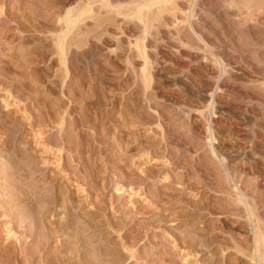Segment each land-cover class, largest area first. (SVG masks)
Instances as JSON below:
<instances>
[{
	"label": "rangeland",
	"instance_id": "1",
	"mask_svg": "<svg viewBox=\"0 0 264 264\" xmlns=\"http://www.w3.org/2000/svg\"><path fill=\"white\" fill-rule=\"evenodd\" d=\"M143 1L0 0V246L30 229L34 264L62 242L86 264H254L264 0Z\"/></svg>",
	"mask_w": 264,
	"mask_h": 264
},
{
	"label": "bare ground",
	"instance_id": "2",
	"mask_svg": "<svg viewBox=\"0 0 264 264\" xmlns=\"http://www.w3.org/2000/svg\"><path fill=\"white\" fill-rule=\"evenodd\" d=\"M147 1H149V0H147ZM170 1L171 0H150V2H149V10H151L150 9V6L151 5H155L156 6V4H161L160 6H162L164 3H170ZM173 1H175V0H173ZM173 1H171V2H173ZM260 1H262V0H242V2L244 3L243 5H241L242 7H244V5H246V6H248L247 4L249 3V5H250V3L252 2V3H254V2H260ZM142 2H144L143 0H142ZM168 3V4H169ZM264 3V2H263ZM262 3V4H263ZM167 4V5H168ZM133 5V4H132ZM157 5V6H158ZM166 5V4H165ZM164 5V6H165ZM167 5H166V7H167ZM170 5H171V7H172V3H170ZM254 6H255V4H253ZM257 5H259V4H257ZM88 6H90V5H88ZM174 6V5H173ZM241 6H239V7H241ZM246 6H245V8H246ZM260 6H261V3H260ZM144 7V6H143ZM148 7V6H147ZM171 7H169L170 9H171ZM249 7V6H248ZM259 7V6H258ZM87 8V7H86ZM134 8V7H133ZM145 8H146V6H145ZM168 7H167V9H169ZM261 8V7H260ZM138 9H140V8H138ZM156 9V8H155ZM169 9V10H170ZM176 8L174 7V10H175ZM141 10H143V9H141ZM162 10H166V8H164V9H162ZM168 10V11H169ZM171 10H173V9H171ZM170 10V11H171ZM73 11H75V10H73ZM88 11V10H87ZM139 11V15H141V17L143 16H145V15H143V14H141L140 13V10H138ZM161 11V10H160ZM163 11V12H164ZM167 10H166V12H168ZM244 11V10H243ZM246 11V10H245ZM72 12V11H71ZM132 11H130V13H131ZM143 12V11H142ZM148 12V11H147ZM156 12V11H155ZM252 12V11H251ZM251 12L249 11V13H250V15H251ZM74 13V12H73ZM72 13V14H73ZM77 13V12H76ZM83 13V12H82ZM262 13V12H261ZM75 14V13H74ZM84 14V13H83ZM145 14V13H144ZM152 14V13H151ZM154 15H156L155 13H153ZM158 14V13H157ZM71 15V14H70ZM130 15V14H129ZM133 15V14H132ZM138 15V14H137ZM138 15V16H139ZM148 15H150V14H148ZM154 15H153V17H154ZM174 15V14H173ZM72 16V15H71ZM79 16V15H78ZM151 16V15H150ZM257 16V15H256ZM264 17V16H263ZM68 19H67V21L65 20V22H66V24H67V27H68V25L69 24H73L74 23V25L76 24V21H74L73 22V20H71L69 17H67ZM72 18V17H71ZM140 18V17H139ZM145 19L147 18V21H148V18H150L149 16L147 17V15H146V17H144ZM155 18H157L156 16H155ZM71 21H70V20ZM151 19H152V16H151ZM244 19V18H243ZM77 20V19H76ZM154 20V19H153ZM143 21H145V20H143ZM146 21V22H147ZM158 21V20H157ZM65 24V25H66ZM149 24V23H148ZM73 25V26H74ZM151 25V24H150ZM174 25V24H173ZM261 25V24H260ZM147 26V25H146ZM67 27L65 28V29H67ZM70 28V27H69ZM71 29V28H70ZM69 30V29H68ZM191 30V29H190ZM64 32H66V31H64ZM64 32H62L63 34H62V36H61V38H58L59 40H57V42H56V44H57V47H58V49H59V52H63V51H65V45L67 44H65V38H66V34H64ZM68 32V31H67ZM70 32V31H69ZM185 32V31H184ZM191 33H192V31H191ZM68 34V33H67ZM185 34H187V36H190L189 35V33H185ZM176 36V35H175ZM187 36H186V38H187ZM190 37H192V36H190ZM184 38V37H183ZM189 38V37H188ZM190 39V38H189ZM67 42V41H66ZM81 47V46H80ZM137 48V47H136ZM192 50V49H191ZM65 53V52H64ZM62 55V54H61ZM142 58V57H141ZM147 60V59H146ZM63 63V62H62ZM146 64V63H145ZM144 74V73H143ZM144 80V79H143ZM145 81H146V79H145ZM148 81V80H147ZM210 104V103H209ZM228 170V169H227ZM19 193V192H18ZM17 194V193H16ZM18 196H19V194H17ZM239 195V194H238ZM17 197V196H16ZM16 197H14V198H11V200L10 201H8L9 203H15V201H17V203H15V205H17V207H20L21 209H25L24 211L25 212H27L28 214H29V217L32 219V217L34 216L33 215V213L34 212H32L33 210H31V207H29V203L27 204V202L28 201H30L29 199L30 198H27L26 199V197L23 199H18V197H17V199H16ZM241 197V201H240V203L241 204H243V206L245 207V211H246V216L249 218L250 217V219H251V224L252 225H250L251 226V232H252V235H253V244H254V254H253V256H252V261H253V263L254 264H264V227L263 226H261V224L259 223L260 222V220H263V218H261L260 217V219L258 220V218H256V216H254V213H252L251 212V210L253 209V208H249V206H248V204L249 203H246L247 202V199L245 200H243L242 198H244V197H242V196H240ZM240 197H239V199H240ZM31 202V201H30ZM251 202V201H250ZM239 203V204H240ZM32 204V203H31ZM251 205V204H250ZM242 206V205H241ZM34 207V206H33ZM254 208H255V206H254ZM244 210V209H243ZM254 210V209H253ZM245 213V212H244ZM256 213V212H255ZM249 216H248V215ZM257 215H258V213H257ZM260 216H262V214L260 215ZM45 218H46V216H44ZM263 217H264V214H263ZM40 218V217H39ZM27 219V218H26ZM29 219V218H28ZM34 219V218H33ZM45 220V219H44ZM32 222H34V221H32ZM36 222V221H35ZM264 222V221H263ZM263 222H262V224H263ZM46 223V222H45ZM45 223H44V225H45ZM53 223V222H52ZM68 223V222H67ZM35 226V225H34ZM46 226H47V224H46ZM52 226H54V225H52ZM50 226H48V230H46V233H45V235H44V238H42L40 241L41 242H39V244H38V250H40V249H42L43 250V248L46 246V245H48L49 243L48 242H50V240L52 239V238H54V237H57L58 238V230H60V229H58L57 230V228H52V227H50ZM32 229V228H31ZM13 230L12 229H10L9 231H8V234L9 233H11ZM27 231V230H26ZM45 232V231H44ZM22 233V232H21ZM19 233L21 236H22V239H20L19 237H17V234L16 233H14V234H11V239L10 240H12L13 239V241H14V243H13V241L12 242H10L11 244H7V245H1L0 246V264H10V261L12 262L13 261V264H34L35 262H34V260L32 259V258H34V257H31V254H27V255H24L25 253H24V249H25V246L27 245V244H30V243H32V241L34 242V233H33V231L32 230H30L29 229V231H27V232H25V233ZM60 233V232H59ZM7 234V235H8ZM19 235V236H20ZM9 236H10V234H9ZM38 236V235H37ZM41 237V236H40ZM70 237V236H69ZM1 244V243H0ZM77 245V243L75 242V245H73V249H72V251L70 252V250H71V248H70V250H69V252H70V254L68 253V251H67V249L66 248H64V246H63V242L62 243H60V247H63L61 250L59 249V247H58V245L55 247V251L53 252V258L52 259H50V260H47V259H45L44 260V258H43V260H39L40 262V264H58V263H60V264H65L66 262H68L71 258H75L74 259V261H75V263H72V264H86V262H84V260L82 259L83 258V256H81V252L82 251H80V247L78 246H76ZM69 248V247H68ZM66 249V250H65ZM41 251V250H40ZM39 251V252H40ZM33 254V253H32ZM18 255L21 257V258H18ZM52 255V254H51ZM72 255V256H71ZM33 256V255H32ZM42 256V255H41ZM85 257V256H84ZM41 259V258H40ZM90 262V261H89ZM12 264V263H11ZM89 264V263H88ZM95 264V263H94Z\"/></svg>",
	"mask_w": 264,
	"mask_h": 264
}]
</instances>
